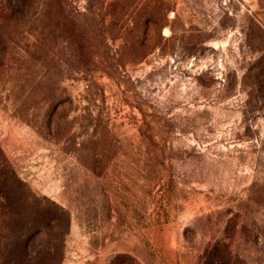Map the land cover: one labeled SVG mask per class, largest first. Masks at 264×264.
Returning <instances> with one entry per match:
<instances>
[{
    "label": "rangeland",
    "instance_id": "374dc122",
    "mask_svg": "<svg viewBox=\"0 0 264 264\" xmlns=\"http://www.w3.org/2000/svg\"><path fill=\"white\" fill-rule=\"evenodd\" d=\"M0 264H264V0H0Z\"/></svg>",
    "mask_w": 264,
    "mask_h": 264
}]
</instances>
